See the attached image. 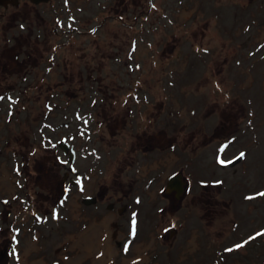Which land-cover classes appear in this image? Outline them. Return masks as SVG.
I'll return each instance as SVG.
<instances>
[{"label": "rangeland", "instance_id": "rangeland-1", "mask_svg": "<svg viewBox=\"0 0 264 264\" xmlns=\"http://www.w3.org/2000/svg\"><path fill=\"white\" fill-rule=\"evenodd\" d=\"M60 4V69L33 65L21 85L0 40V264H63L91 226L108 236L103 264H264V235L248 241L264 229V0ZM0 14L3 32L19 16ZM153 105L158 124L139 113ZM240 152L233 167L217 160ZM177 173L184 193L170 200ZM100 191L103 204H81Z\"/></svg>", "mask_w": 264, "mask_h": 264}, {"label": "flooded vegetation", "instance_id": "flooded-vegetation-1", "mask_svg": "<svg viewBox=\"0 0 264 264\" xmlns=\"http://www.w3.org/2000/svg\"><path fill=\"white\" fill-rule=\"evenodd\" d=\"M47 4L50 5V8H48L49 17L44 16L45 14L47 15L46 11L44 10L41 12L39 11V7L46 6ZM63 5H64V0H63ZM132 7L134 9H138V8H141V5L136 4V5H133ZM62 10H63V7L60 4V0H47L46 2H41V3H34L31 0H18L15 3L9 2L5 6L0 5V11L4 13H7L9 11H17L19 13V16H17L13 20L6 21L7 27L9 29L8 31L6 27H3L5 30V32H3L2 26L0 24V40H2V42L9 48L8 50L12 52V59L14 61V68L12 69L11 75L16 78L19 77L20 79L19 84L25 86V83L28 82L27 81L28 76H30L32 72L35 71L36 69H40V67H42V72H44V74L46 75H48L52 69H57V68L60 69V65H59L60 61L59 60L55 61L57 59V57L55 56V53L57 52V50L66 48V44L58 43V45H55V44L51 45L49 40H50V35H52L53 37H58L60 35V31L64 30L66 27L67 22L64 19V15L61 14ZM139 12L141 13V11ZM124 14L126 13L123 12L121 15H124ZM146 14H149V12H146L145 15ZM136 18H139V16H137ZM2 19L3 17L0 14V23ZM49 22H51L50 27L52 26V28L49 29L48 31V28L45 27L44 24L45 23L49 24ZM123 24L126 27H129L128 23L124 22ZM21 25H23V27H21ZM10 30L15 31V33L10 32ZM73 31L77 32L75 27L73 28ZM1 32L4 33V36H2ZM8 33H10L9 36L7 35ZM34 54H38V56H34ZM42 58L46 59L44 63L42 62ZM27 62L29 63L26 64ZM35 62H37V64H35ZM33 65H40V67H34L31 70V66ZM28 68L30 70H28ZM62 78H64V74H62ZM142 86L144 85L139 84L138 88L141 90ZM30 88L31 87H25V90L30 89ZM19 89H22V88H19ZM31 89H35V87L33 86V88ZM153 107H152L151 113L147 112L148 109H146L145 107L144 108L142 107V110L139 113L144 114V115L149 114L150 119H153L154 123L157 122L158 124L159 120H158V115L156 113V108L155 107L153 108ZM157 124L155 125L157 126ZM174 144H175V140L172 142V145ZM146 149H149L148 146H146ZM74 174L75 176H77L76 175L77 172H74ZM67 176H68V173H67ZM65 180L62 182L63 185L65 184ZM182 181L184 182V187H185L186 183L183 180V178H182ZM68 182L71 185H74L75 187H78L81 185V179L80 180L79 179H76V180L69 179ZM105 195H106V191L105 192L100 191V193L96 194L95 197L85 196V197L80 198V202L86 209L89 208L90 206L92 207L98 206V205L103 204ZM166 197H168L167 199H170V200H173V199L176 200L174 197V193H170ZM88 198H91L93 200H91L90 202H85V199H88ZM86 203H90V204L87 205ZM109 207L111 211L114 208L113 204H108L105 208L108 209ZM116 211L118 214L120 213L119 212L120 210H116ZM116 217H117V214H116Z\"/></svg>", "mask_w": 264, "mask_h": 264}, {"label": "bare ground", "instance_id": "bare-ground-1", "mask_svg": "<svg viewBox=\"0 0 264 264\" xmlns=\"http://www.w3.org/2000/svg\"><path fill=\"white\" fill-rule=\"evenodd\" d=\"M108 234H109V232H108ZM99 236H100L99 235V228L96 226H91L85 233L83 232L79 236L73 238V240L71 241L72 246H73V248L77 249L78 250L77 252H79V253L74 258H72L70 260H65L63 264H77V260L79 257H81V258H87L88 256L91 257V255L95 251H98V252L100 251L101 254L98 258H95V259L92 258L93 260H92L91 264H103V261H104L103 258L105 257V255L109 254L110 248H108V246L105 242V240L108 238V236L102 235L103 240H99Z\"/></svg>", "mask_w": 264, "mask_h": 264}, {"label": "water", "instance_id": "water-1", "mask_svg": "<svg viewBox=\"0 0 264 264\" xmlns=\"http://www.w3.org/2000/svg\"><path fill=\"white\" fill-rule=\"evenodd\" d=\"M18 0H0V5L5 6L7 3L11 2V3H15ZM34 3H40V2H46L47 0H31ZM60 149L62 150V152L64 154H67L69 151V147L67 144L65 143H61L60 144ZM244 157V156H243ZM243 157H236L234 160H232L230 163H228L229 167H233L235 165H237L239 162H241L243 160ZM74 161V152L70 151L69 152V162L70 164H72ZM174 193V197L176 200H180L181 196L184 193V182L182 181V176L180 174H176L171 176L166 183L165 186V193ZM92 199H86L85 202H90ZM87 205L90 203H86ZM170 234H172L174 231L173 230H169Z\"/></svg>", "mask_w": 264, "mask_h": 264}, {"label": "snow or ice", "instance_id": "snow-or-ice-1", "mask_svg": "<svg viewBox=\"0 0 264 264\" xmlns=\"http://www.w3.org/2000/svg\"><path fill=\"white\" fill-rule=\"evenodd\" d=\"M65 2H67V0H65ZM21 27H23V25H21ZM204 51H207V49H204ZM223 147L224 146L221 147V151H223ZM244 155H245L244 152H240L239 153V156L240 157H243ZM217 160H218V162L220 164H225V163H230L231 162V161H226L224 159H221L219 157H217ZM217 183H219V182H217ZM260 195H264V193H260ZM137 202H139V201H137ZM133 217H135V213H133ZM132 224H133L132 232H133V235H134L135 234V224H136L135 219H133ZM261 235H264V229H261L259 232H256L254 236H249L248 237V241L253 240L255 237L261 236ZM13 239H15V237H13ZM248 241H244V243H247ZM240 247H242V244H235V245H233V248H236V249H238ZM227 250L228 251H231L232 249H227Z\"/></svg>", "mask_w": 264, "mask_h": 264}]
</instances>
